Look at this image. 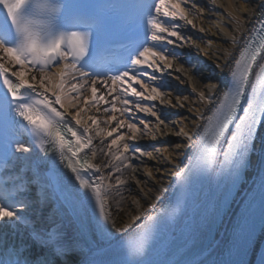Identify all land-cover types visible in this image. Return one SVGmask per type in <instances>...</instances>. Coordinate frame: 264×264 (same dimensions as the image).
I'll return each instance as SVG.
<instances>
[{"label":"snow or ice","instance_id":"1","mask_svg":"<svg viewBox=\"0 0 264 264\" xmlns=\"http://www.w3.org/2000/svg\"><path fill=\"white\" fill-rule=\"evenodd\" d=\"M23 2L24 0H13L16 5ZM188 2L189 0H158L154 15L149 20L152 45L145 46L134 59L131 75L129 71H125L101 81L107 87V93L99 96H97L96 81L81 72L77 64L78 58L86 51L84 35L71 33L67 40L59 41L49 50V54L42 58L0 42V229L8 228L15 233L20 225L28 226L30 221L24 209L30 203L42 206L47 198L56 202L49 219L59 213L60 207L63 206L71 216L68 227L73 228V234L69 236L63 228L43 233L32 227L28 240L21 235L19 243L14 241L3 253H0V264H106L96 255H92L93 252L97 254L103 252L101 244L108 246L115 244L122 248L125 253L123 264H141V258L147 255L158 232L172 223L177 215H184L189 208L195 206L196 193L190 179L194 172H214L217 177H227L228 188L219 202L210 206L211 214L205 213L199 224L189 217L185 222L184 232L194 240L199 228L222 217L234 190L242 180L244 170L250 163L245 162V155L250 149L255 132L261 124H264V20L259 22L258 30L254 29L258 35L249 38L239 59L234 61V68L229 66L232 86L223 92V97L213 115L207 117L203 134L189 145L195 149L189 166L172 173L180 186V197L173 212L146 215L143 211H139L132 220L139 221L143 217L144 223L133 230L135 235L130 234L129 238H121L114 236L113 230L124 232L131 225H126L124 229L117 228L116 221L108 208L113 188L117 190L116 195L120 196V200H123L122 192L128 190L125 186L130 180H134L137 185L141 183L135 175L139 169L132 164V160H140L145 155L149 159H159L152 152H139L134 147V143L144 137L155 140L159 135L172 134L169 123L161 118L156 105L154 103L150 106L145 105L143 101L172 104L170 99L165 101L166 97L171 96V93L166 91L167 83L160 82L153 73L163 74L164 71L173 69L178 55L173 53L170 57L166 51L158 50L156 45L183 46L184 37L177 30L178 25L166 21L180 20L195 27L194 20L204 9L192 2L190 12L183 6ZM212 2L218 3V0ZM4 3L6 0H0V4ZM258 7L264 15V0H261ZM240 11L254 14L255 9L245 4L241 6ZM13 12L14 9H8V15L14 24ZM229 16L236 25V31H241L243 23L240 16L233 15L232 12H229ZM200 30L204 31L203 28ZM231 40L235 45L236 37L233 36ZM176 41L181 43L177 44ZM195 47L199 49L200 45L196 44ZM57 60L64 63L52 72L51 68ZM258 61L260 66L257 74L254 73V69L258 66ZM17 65L19 70L13 71L12 69ZM175 70L191 82L194 93L201 86L190 69L179 65ZM11 77H15V81ZM54 79L57 82L53 83ZM70 80L74 82L66 88ZM125 80L131 82L126 87ZM85 84L88 87H85ZM133 84L139 85L141 90H137L132 86ZM206 87L211 92L217 88V85L208 84ZM89 90L91 95L84 100L85 105L89 107H98L101 103L109 105L104 109L110 114L103 121L107 126L105 128H101V121L94 117H89L88 120L81 119L83 109L77 108L74 101ZM49 93L54 99H50ZM71 93L76 95L73 97ZM198 95L199 100L212 103L203 91ZM106 96H111L112 99L108 100ZM188 99L187 96L183 97L184 101ZM89 100L94 104L89 105ZM66 101L71 107L77 108L73 119L75 124L83 129L82 132L69 126L65 113L57 110L56 105H59L67 112ZM177 103L179 107H184L179 97ZM242 103L247 106L242 107ZM137 112L154 117L155 125L150 126L149 122L139 119V124L143 125V128L139 127L133 122L137 119L135 115ZM240 112L242 115H238ZM197 119L205 118L200 115ZM113 124L116 125L114 128L111 127ZM230 126H234V131L227 141V147L218 150L217 145L225 137ZM162 128L168 131H162ZM121 129L127 131L120 132ZM25 134L46 137L47 144L41 140L39 147L46 155L50 153V158H34L27 155L30 148L22 140ZM174 134L192 141V136L184 127H180ZM96 136L102 137L100 143L103 147L99 151L104 153V161L99 164L94 162L97 157V149L93 143ZM108 138H111L110 142L105 144L104 141ZM175 147L181 149L184 145L177 143ZM159 151L162 154L167 152V149ZM259 151L264 152V146ZM57 156L59 163L71 173V177L59 169ZM162 162L170 163L171 160L166 158ZM41 163L49 166L48 172L39 171ZM105 169H112V172L105 175ZM25 170L32 172V177L28 181H24L20 175ZM143 171L149 178H155L152 168L145 166ZM156 171L159 169L157 168ZM97 173L99 175H96ZM85 174L89 178H85ZM113 177H115L114 185L110 183ZM73 178L78 186L73 185ZM17 180L22 182L17 184ZM29 183L37 186L41 198L32 202L18 201L17 192L26 189ZM260 188L261 206L264 207V178L260 181ZM49 189H51L50 196L46 197L45 194ZM161 190L166 191V189ZM133 203L137 210L142 208L140 200L133 198ZM117 206L119 207V201ZM89 209L98 240L90 242L89 255L84 257L80 254V239L89 231ZM242 209L243 213L234 232L237 238L233 245L235 253H229L230 258L226 264H256V255L260 247H254L253 240L258 228L264 233V222L259 226L255 222L254 198L249 199ZM4 256L7 258H3ZM192 264H196V261L192 260ZM259 264H264V257L259 258Z\"/></svg>","mask_w":264,"mask_h":264},{"label":"bare ground","instance_id":"2","mask_svg":"<svg viewBox=\"0 0 264 264\" xmlns=\"http://www.w3.org/2000/svg\"><path fill=\"white\" fill-rule=\"evenodd\" d=\"M192 2H195L197 6L203 8L204 11L197 14L194 20L195 27L186 24L184 21H173L176 22L175 25H178L177 30L184 37L183 46L174 47L173 45H169L168 55L171 57L173 53H176L178 59L175 60L173 69L166 70L163 74L156 72L159 81L167 83L168 87L166 91L170 92L171 96L166 97L165 101L170 99L172 104L168 105L167 102L161 104L159 101H146L148 103L145 104L150 106L154 103L160 111L161 118L165 119V117H170L169 119H173L174 123L177 124L179 128L184 127L185 131L189 132L192 136V141H189L183 136L177 137L174 133L179 131V128L175 130L169 124V128L172 129V134L159 135L155 140L150 137H144L143 139H138V141L134 143V147L141 148V146H146L150 148L149 151L145 152L139 150V152H152L153 155L158 156L159 159H149L147 155H145L140 160H132V164L139 169L135 175L141 183L137 185L134 180H130L125 186L128 190L122 192L124 197L123 200H120V196L116 195L117 190L115 188L112 189L113 195L109 200L108 208L113 219L116 221L117 228L124 229L126 225H131V227L124 232L113 230L119 237L133 232L137 226L143 224V217L139 221H133L132 217L138 215L139 211H143L146 215H152L161 206L163 200L174 187L176 178L172 173L176 172L177 169L183 170L185 167L186 159L193 150V147H189V145L193 141H196L199 131L207 123V117L212 116L216 107H218L220 98L223 94L224 83L231 75L228 68L229 66L234 68V61L237 60L240 51L256 27L262 13V10L258 7L261 0H218V3H213L212 0H189V2L183 6L189 9L190 12L192 11ZM245 4L255 9L254 14L240 11L241 6ZM229 12H232L233 15L240 16L243 23L241 31H236V25L229 16ZM201 28H203L204 31H201ZM233 36L236 37L235 45L232 44L231 40ZM176 43L180 44L181 41H176ZM196 44L200 45L199 49L195 47ZM179 65H183V67L190 69L191 73L196 75L197 79L200 81L201 86L195 93L192 91L191 82H188L182 73L175 70ZM55 69L56 68L51 71L55 72ZM12 70H19V66H15ZM205 71L207 73L203 74ZM37 79H39V77H37ZM55 82L57 81L54 79L53 83ZM73 82L74 81L70 80L65 87L69 88ZM208 84H216L217 88L210 92L206 87ZM95 86L98 90L97 96L107 93V87H105V85L103 86L96 81ZM85 87H88V85L85 84ZM137 90L141 89L137 88ZM200 91H203L205 96L211 99L212 103H205L199 100L198 94ZM70 95L74 97L76 94L71 93ZM90 95L91 93L89 90L87 93H83L78 100L74 101L77 104V108L83 109L81 111V119L88 120L89 117H94L101 121L100 127L105 128L107 126L103 124V121L110 114L106 113L104 109L109 105L104 103H101L98 107H89L85 105L84 100ZM185 96L189 97L187 101L183 100ZM49 97L50 99H54L50 93ZM177 97L184 103L183 108L178 106ZM106 99L111 100L112 97L106 96ZM91 104H94V102L89 100V105ZM56 107L60 108L59 105H56ZM65 108L67 112H65L64 108L60 109L73 119L77 108L71 107L67 101L65 102ZM137 114L141 115L139 118L149 122L150 126L155 125L156 120L154 117L139 112H137ZM200 115L205 119L198 120L197 116ZM133 122H135V120ZM89 123H91L90 120ZM115 126V124L111 125L112 128ZM141 128H143V125ZM126 131L127 129L120 130V132ZM162 131L167 132L168 130L162 128ZM116 134L118 135L119 133ZM101 138L100 136H96L93 141L97 149V157L94 162L98 164L104 161V153L99 151V149L103 147L100 143ZM110 139L111 138L105 139L104 143L107 144L110 142ZM177 143L183 144L184 147L176 149L175 145ZM25 145L30 148V152L27 155L33 156L34 158H41L40 153L35 150L33 146ZM165 148L167 152L161 154L159 150ZM177 152H179V155H177ZM166 158H169L171 162H162ZM145 166L153 169L154 179L149 178L144 173L143 169ZM17 167L19 168V165ZM45 168L46 166L43 163L39 165V171L41 173H45ZM157 168L159 171H156ZM111 172L112 169L104 170L105 175ZM20 175L24 178V181H28L32 177V172L30 170H25ZM97 175L99 174L97 173ZM254 175L255 174L252 173L251 178H253ZM110 183L113 185L115 184V177H113ZM141 189H143V191H141ZM161 189H166V191H162ZM248 189L249 187L245 192ZM28 193L30 195H35L31 196V198H41L35 184H33L31 190H28ZM50 193L51 191L48 190L45 196H50ZM145 193H147L146 197ZM133 198L141 201V209H136ZM117 201H119V207L117 206ZM239 202L240 199L237 203ZM54 207H56V202L50 198H47L42 206H36L32 203L29 204L24 211L29 219H31L30 217L33 218L30 221L35 222V224H29L28 226L20 225L19 230L15 233L8 228L0 229V252H4L14 241L19 243L21 235L25 240H28L29 232L32 227L43 233L52 232L56 228H63L68 235L71 236L73 234V228L68 227L70 219L61 209L59 213L52 216L51 220L49 219V214ZM60 213H63V215ZM91 241L94 240L87 238L83 241L82 238L80 239L81 256L86 257L89 255V244ZM224 245L225 242H222V237H219L206 257L212 258L218 256ZM200 262L201 261H198L196 264Z\"/></svg>","mask_w":264,"mask_h":264},{"label":"clouds","instance_id":"3","mask_svg":"<svg viewBox=\"0 0 264 264\" xmlns=\"http://www.w3.org/2000/svg\"><path fill=\"white\" fill-rule=\"evenodd\" d=\"M29 3H33V13L24 14V9ZM3 5L8 9H14L15 23L13 24L19 36L16 47L21 51L36 56L45 57L59 41L67 40L68 36L61 34L51 37L50 29L52 20L50 17L59 11L53 7L52 0H24L22 4L16 5L13 0H6ZM47 37V39H46Z\"/></svg>","mask_w":264,"mask_h":264},{"label":"rangeland","instance_id":"4","mask_svg":"<svg viewBox=\"0 0 264 264\" xmlns=\"http://www.w3.org/2000/svg\"><path fill=\"white\" fill-rule=\"evenodd\" d=\"M169 118L170 117H165L166 122H168L173 129H175V130L178 129L179 128L178 125L174 123L173 119H169ZM137 122H138L137 125L139 127H142V125L139 124V121H137ZM135 148H137L138 150H141V151H145V152L149 151V149H150L149 147H146V146H141V148L140 147H135Z\"/></svg>","mask_w":264,"mask_h":264}]
</instances>
